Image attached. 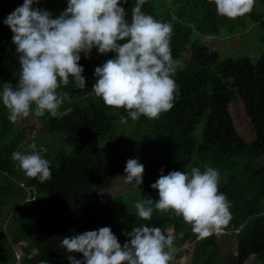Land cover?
I'll return each instance as SVG.
<instances>
[{"label": "trees", "instance_id": "1", "mask_svg": "<svg viewBox=\"0 0 264 264\" xmlns=\"http://www.w3.org/2000/svg\"><path fill=\"white\" fill-rule=\"evenodd\" d=\"M255 1L264 4V0ZM23 2L0 0V87L4 83H17L18 57L13 34L4 20ZM173 2V14L167 0H146L142 7V11L157 21L173 26L172 57L182 65L174 76L178 90L173 107L158 119L141 116L120 124V116H126V112L105 106L91 90L96 82L95 68L114 58L115 53L102 57L94 56L93 49L87 57L81 53L79 63L84 69L85 89L79 90L74 85L61 89L71 100L61 110L71 107L73 111L63 118H52L47 113L39 117L40 132L56 135L60 140L56 150L44 154L50 161L51 179L41 183L27 177L25 182L17 183L23 200L19 201L26 212L14 216L15 228L7 236H0V264H16L15 244L21 245V264L41 261L70 264L69 253L61 247L64 237L107 226L123 246L130 240L124 233L141 224L160 227L165 235L171 225L176 247L183 242L192 243L190 264H241L223 254L215 234L198 239L191 226L171 212L154 210L149 221L138 217L134 207L137 200L151 198L155 202V197H159L158 190L151 185L159 179L161 169L167 175L174 170L187 171L191 165L202 171L205 166L219 171V190L231 202L232 220L224 230L240 228L242 259L253 256L264 264V166L255 168L252 164L253 160L264 157V52L256 60L236 56L219 61V53L211 51L201 37L218 33L226 17L221 16L220 20L215 4L209 0ZM134 4L135 0H128L127 4L121 0L129 22ZM33 8L46 9L56 18L66 10L67 0H40ZM244 16L250 25L264 28L263 14L252 9ZM237 97L249 119L253 134L250 143L235 128L229 111ZM1 111L0 126L13 134L11 122L3 125L8 113ZM201 122V137L197 142L193 132ZM33 142L36 140L27 144ZM36 144L46 145L43 139ZM9 149V158L0 160V171L6 173L2 177L4 183H0L3 194L9 190V177L18 169L12 153L15 149L22 151L23 147L18 149L14 141ZM130 158L150 168L143 178V189L102 201L99 194L110 190L114 178L125 173ZM22 242L27 245L23 246ZM71 255L83 259L81 253ZM172 264H177L176 254Z\"/></svg>", "mask_w": 264, "mask_h": 264}, {"label": "clouds", "instance_id": "2", "mask_svg": "<svg viewBox=\"0 0 264 264\" xmlns=\"http://www.w3.org/2000/svg\"><path fill=\"white\" fill-rule=\"evenodd\" d=\"M209 2L215 4L218 16L228 19L250 13L255 5V0ZM34 3L40 0H24L4 20L13 34L19 63L17 83L0 87V104L11 123L30 115H69L71 107L61 108L66 101L71 103L70 96L61 89L69 85L85 89L79 61L81 53L87 57L93 48L100 54L115 53L95 68L91 90L105 106L126 112L120 116V124L141 116L158 119L173 107L178 90L174 76L182 67L172 57L173 26L142 11L146 0H135L130 22L121 0H67L66 10L56 18L46 9L33 8ZM22 147L11 156L18 168L41 183L50 180V161L44 156L48 149L34 142ZM144 171L138 159H128L124 182L139 188ZM219 184L220 173L211 166L167 175L161 169L159 179L151 185L158 190L159 199L142 198L134 207L141 220H151L154 210L171 212L190 225L198 239L219 237L232 220L231 202L220 192ZM124 234L130 240L123 246L106 226L64 237L61 247L69 253L70 264H172L177 251L174 237L165 235L160 227L141 224ZM71 253H81L83 259Z\"/></svg>", "mask_w": 264, "mask_h": 264}, {"label": "rangeland", "instance_id": "3", "mask_svg": "<svg viewBox=\"0 0 264 264\" xmlns=\"http://www.w3.org/2000/svg\"><path fill=\"white\" fill-rule=\"evenodd\" d=\"M167 1L169 11L171 14H173L175 11L174 2L173 0H171V2L170 0ZM253 9L255 12L264 15V4L255 1ZM219 19L222 20V17L219 16ZM224 20L225 21L221 25L218 33L215 35H203L201 37L203 42L211 51L219 53V61L236 56H249L253 60H256V58L264 52V28L258 24L250 25L245 16L235 19L226 18ZM247 27L248 29L246 30ZM227 28H233V30L228 31ZM93 52L94 56L96 57L104 56V54H100L95 48H93ZM184 56L188 57V54L184 53ZM1 110L7 113V110L2 105L0 106V112H2ZM229 111L233 118L235 128L239 134H241V136H243L250 143L253 139V134L250 131L249 119L245 115L243 104L240 102L238 97L231 102ZM9 122L10 121L7 115L3 125L5 124L8 126L7 124ZM40 125L39 117L30 115L27 119H21L16 123H11V129L14 132L13 134H10V131H6L2 126H0V160H6L9 158V148H11L14 141L17 143V147L19 149L22 148V146L27 145L29 140L35 139L36 143H39L43 139V143L46 144L44 147L47 148L48 151L56 150L60 145V140L57 139L58 137L56 135H49L46 132L44 133L43 130L40 132ZM202 126L203 124L201 122L197 125L195 131L193 132V136L197 142L200 141ZM14 151H17V149ZM252 164L255 168L264 166V157L253 160ZM192 167L194 166L191 165L187 171H189ZM144 169L145 171L143 178L145 174H148L150 171V168ZM5 175V172L0 171L1 184H3L5 181V179H2V177ZM125 175L126 174L123 173L115 177L112 188L99 194L102 201L110 200L119 195L122 196L132 194V192H135L138 189H143V183L139 186V188L134 187L131 184H126L123 178ZM9 178L11 179H9V190H6L4 194L0 190V236H7L9 230L15 228V224L12 222L14 216H21L26 212V208L23 202H21L23 200L17 183L25 182L27 176L18 168L17 173L15 175H11ZM29 192L31 193V191ZM30 196H27L26 198L29 199ZM20 198L21 201H19ZM155 199L158 200L159 197L156 196ZM166 229L168 235L170 234L174 238L176 237L171 225H169ZM239 231L240 228L236 230L229 228L228 231L224 230L221 232L222 235L219 236V239L223 254L225 256L232 257V259L238 260L241 262V264H261L258 263L253 258V256L248 260L242 259V237ZM21 244L23 246L27 245L26 242H22ZM191 245L192 243L183 242L179 245V247H176L177 264H190V253L192 252ZM15 246L17 250V256H19L18 260L16 259V261L17 264H21L20 256L22 252L19 249L21 245L15 244ZM213 264H218V262H214Z\"/></svg>", "mask_w": 264, "mask_h": 264}, {"label": "built area", "instance_id": "4", "mask_svg": "<svg viewBox=\"0 0 264 264\" xmlns=\"http://www.w3.org/2000/svg\"><path fill=\"white\" fill-rule=\"evenodd\" d=\"M221 234V233H220ZM17 256V255H16ZM18 258H19V256H17V260H18ZM16 264H17V262H16Z\"/></svg>", "mask_w": 264, "mask_h": 264}]
</instances>
